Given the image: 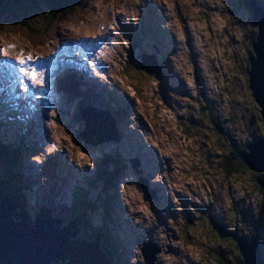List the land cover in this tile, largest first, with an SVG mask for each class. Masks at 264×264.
Returning a JSON list of instances; mask_svg holds the SVG:
<instances>
[{
  "label": "rangeland",
  "instance_id": "obj_1",
  "mask_svg": "<svg viewBox=\"0 0 264 264\" xmlns=\"http://www.w3.org/2000/svg\"><path fill=\"white\" fill-rule=\"evenodd\" d=\"M238 1L91 0L81 15L64 14L50 31L43 30V16L0 27V50L7 49L6 57L0 51V126L10 119L11 126L5 125L8 142L20 145L23 139L29 150L21 153L22 163L36 164L42 194L106 226L122 247L126 264H218V252L229 263L237 262L238 244H250L255 236L264 251V194L258 182L263 173L247 170L237 156L239 145L255 131L251 117L256 108L261 111L247 77L259 28L252 10ZM41 4L42 0L25 2L20 10L27 13ZM148 8L153 19L146 15ZM150 19L158 22V35L163 37V47L158 48L163 81L140 68L141 48L129 61L133 42L126 31L146 29ZM154 29L150 28L155 37ZM56 34L55 42L42 47ZM144 48L155 53L153 45ZM26 70L42 74L37 83L24 75ZM72 73L90 89L85 92V109L96 107V91L114 98L120 104L116 110L127 117L120 123L64 95L58 84ZM3 85L11 88L8 96L14 102L7 101ZM204 103L215 108L213 123L200 122L198 131L192 124L200 120ZM90 118L102 134H95ZM183 124L192 130L187 135ZM117 128L120 141L105 138ZM206 129L213 132H203ZM82 132L90 143L82 140ZM139 133L153 150L146 160H139V176L149 184L130 168L124 175L120 171L117 179L114 175L116 165L127 167L134 143L140 141L139 151L147 150L142 137L136 139ZM233 138L238 146L226 142ZM52 155L58 156L60 169L49 186H41L40 169ZM226 157L232 166L239 164L230 178L220 172ZM105 160L108 171L102 165ZM149 191L150 200L145 198ZM213 220L232 233L213 229ZM145 243L151 245L146 261Z\"/></svg>",
  "mask_w": 264,
  "mask_h": 264
},
{
  "label": "water",
  "instance_id": "obj_2",
  "mask_svg": "<svg viewBox=\"0 0 264 264\" xmlns=\"http://www.w3.org/2000/svg\"><path fill=\"white\" fill-rule=\"evenodd\" d=\"M247 7L254 11L255 23L259 28L258 42L253 45L256 58H250L251 72L249 73V83L254 99L261 108L264 121V9L253 5V3H249ZM141 58L143 61V69L150 74L155 73L157 77L160 78L162 70L158 55L142 53ZM83 136L88 140V134L83 133ZM116 137L117 134L115 133L113 138L115 139ZM248 150L249 154L246 153L243 155L247 167L253 172L264 173V139L252 143ZM3 167L4 166H0V171L3 170ZM18 169H16V172L19 177L20 175H24L25 170V175L28 174L30 178H32V181L29 180L32 188L28 186L27 182H24V186L26 191L25 196L28 200L26 204L33 212V215L31 216L30 212L25 210L21 211L19 207L14 209V206H12L16 214L14 219L32 220L31 223L33 224H20L18 221H13L10 214V207L0 203V264H54L56 262L55 260L64 258V256L71 257V264L110 263L111 257L110 260H108L107 257L105 258L101 255L103 251L99 250V241L91 243L89 241L83 242L82 240V243L76 246L72 239L77 233V228L78 231H80L77 234V238L79 237L80 239L81 230L85 228L83 225L86 221H88V226L91 231L95 228L102 229V233L109 236V238L107 236L108 242L102 239L103 243H107L109 247H113L114 243L115 245H119L114 234L106 226L84 212L43 195L39 185L36 164L33 162H25L23 165H19ZM20 181L21 187H18L17 191L20 193L21 198H23V183L22 180ZM140 181L145 182L146 180L141 178ZM258 182L264 190V180L261 181L260 179ZM147 193L148 192H146L145 196L149 198L150 195H147ZM3 198L5 199L3 195L0 196L1 202H4L2 200ZM6 199L10 200V198ZM13 202L17 207L19 203L15 201L14 198ZM50 203H54L53 208L57 211L56 213L64 216L54 213L55 210L47 206ZM22 205H24V203H22ZM60 207L61 210L59 212L58 209ZM49 213H51V216H49ZM22 214H26L28 217L24 216V218H22ZM47 218L56 221L59 230L73 226L69 231H63L62 234H58L56 230L52 228V222L45 220ZM257 238L258 237L255 236L250 244H246L245 242L239 243V251L241 250L244 264H264V260L260 259L261 251L258 248L259 243H257ZM97 240H99V238ZM102 240L100 242H102ZM104 247L106 248V246ZM145 247L147 248L149 245ZM145 250L144 248L143 251L145 252ZM112 257L114 258V256ZM120 258L125 264V259H123L122 256Z\"/></svg>",
  "mask_w": 264,
  "mask_h": 264
},
{
  "label": "trees",
  "instance_id": "obj_3",
  "mask_svg": "<svg viewBox=\"0 0 264 264\" xmlns=\"http://www.w3.org/2000/svg\"><path fill=\"white\" fill-rule=\"evenodd\" d=\"M247 1L248 0H241V1H238V2L240 3V5L242 7H246L247 6V4H246ZM257 1L259 2V0H257ZM25 2H29V5H31L33 3V0H0V25L4 24L3 26H0V27H4V26L9 25V24L12 25V24L20 22V21H25V20L27 21V20H30L31 18L36 17V16H38V17L39 16H43V17H46V21L45 22H46V25H47L45 27V29H43V30L50 31V29L53 27V23L55 21L60 22L61 20L64 19V14H67L68 16H79V15H81L82 11H86L88 5L91 3V0H42V4L41 5H38L37 7L31 6L34 9L32 11L27 10V13L26 12H21V10H20L21 6ZM262 5L264 6V4H262ZM4 9H11V12L6 11ZM4 13H8V14L12 13L14 18L10 17V16H7ZM252 17H253V20L255 22L254 11L253 10H252ZM134 35H135V33H134ZM134 35L133 34L130 35L131 38H133V43L131 44L132 50L130 51V54H129L130 61L134 57L136 50L141 48V51H145L144 46H149L148 44H140V42L137 40L138 37L136 39V37H134ZM258 36H259V31H258V34L253 37V39L255 40L256 43L258 42L257 41L258 40ZM250 55H251V58H254L255 52H254V47L253 46L251 48ZM249 65H250V68H251V63L250 62H249ZM247 77L250 78L249 72L247 74ZM72 79H73V81H70L68 83V87L69 88L72 87L71 91L76 92V91L79 90V88H78L79 85H78V82H77L76 79H74L73 77H72ZM204 105H205L204 108L202 107V105L200 107V109H201L200 110V120H198V122H195L194 124H192V125H196V129L198 131L202 130V127H200V124L203 123L204 121H207V123H208L209 120H210V124L213 123L212 122V118L210 117V115L214 112L215 108L210 106L208 103H204ZM123 114H124V111L121 112L120 115H123ZM120 115H116V116H120ZM256 115L258 116V118H260V126H261V129L263 130L262 133L260 134V137L262 139H264V121H263L262 115H259L258 113H256ZM228 120L231 121V118L229 116H228ZM181 126L182 127H187L186 129H184V132H185L186 135L189 134L192 131L191 128L189 126H187L186 124H183ZM207 131L213 132L212 129H207ZM203 132H205V130H203ZM83 133L84 132L81 133V138L85 142L86 138L84 136H82ZM226 142L230 143V139H228ZM248 144L249 143H246V145L244 147V152L245 153L249 152V150L247 148ZM222 148L223 147L221 146V149ZM224 152L225 151H223V153ZM20 157H21V153H19L17 151H12L10 149H8V151H6V149L3 146H0V165H4L3 170L0 171V196L3 195L5 197V199L6 198H10V201H12V202H13V198H14L15 201H17L19 203L18 206L21 208V206H22V198H21L20 193H18V191H17L18 187H21L20 186L21 185V181H20L21 180V175L19 177L18 173L16 172V169H18L19 165H20V162H19ZM239 162L241 163V165L244 168H246L248 170V168L244 165L245 163H243L242 160L239 161ZM112 164H114V159H113V163ZM102 165L104 166V169L106 171H108V168H110V164H109V162L107 160H105ZM236 165L239 166L238 163L237 164L234 163L233 166H232V164L228 163L227 157H226L225 160H223L221 162V164H220V166H221L220 167V172H222L223 175H225L226 177L230 178L231 176L234 175L233 172H235V168L234 167H236ZM116 166H118V167L115 170V174L114 175L117 178L118 174L120 173V171L118 170L119 165H116ZM46 176L50 179L51 176H53V172H52L51 175L46 172L45 177ZM46 178H44L43 181H45ZM92 185L95 186L96 184L92 183ZM30 187L32 188V185ZM263 194H264V190H263ZM78 196L81 197V199L83 198L81 192L78 193ZM5 199L3 198L2 200L7 202ZM13 204H15V203L13 202ZM45 204H47V203H45ZM53 204L50 203L47 206L53 208ZM58 210L60 212L61 207ZM56 212L57 211L55 210L54 213H56ZM198 212H200V211H198ZM56 214H58L60 216H64V215L59 214V213H56ZM49 216H51V213H49ZM256 219L259 222L260 221V216L257 215ZM208 223L210 225L209 221H208ZM211 225H212V228L215 229L216 231L219 228V230L224 231L225 234L226 233H228V234L232 233L227 228V226L225 227L221 223H217L216 224L215 221H211ZM83 226L85 228L83 229L84 231L81 232L80 239H79V237L76 238L78 240V242H80L82 240L83 241H89L91 243L99 241V250L103 251L102 254L104 255V257L105 258L107 257L108 260H110V257H111V260H110L109 264H124L123 261L120 258L121 256L123 257V259L125 258V255H124V252H123L121 246H119L118 244L115 245V243H114L113 247H109L107 245V243H105V242L103 243V240L104 241L107 240V242H108L109 236L107 234L102 233V229L95 228L93 231H91V229L88 226V221H86V223ZM77 234H78V232H77ZM219 234L221 235L222 233L219 232ZM107 236H108V238H107ZM182 237H183V234H182ZM98 238H99V240H97ZM101 240H102V242H100ZM235 241L238 242V239H235ZM104 246H106V248ZM238 246L240 248V244H238ZM260 251H262L260 259L264 260V251H263V249H261ZM239 252H240L239 253L240 257L238 258L237 262L236 261L235 262L232 261V262L229 263L230 260H227L226 257L221 254V252L216 253L215 259L217 260L218 264H226V263H228V264H244V260H243L242 255H241V250ZM112 256H114V258ZM113 260H114L115 263L113 262ZM107 264H108V262H107ZM125 264H126V262H125Z\"/></svg>",
  "mask_w": 264,
  "mask_h": 264
},
{
  "label": "bare ground",
  "instance_id": "obj_4",
  "mask_svg": "<svg viewBox=\"0 0 264 264\" xmlns=\"http://www.w3.org/2000/svg\"><path fill=\"white\" fill-rule=\"evenodd\" d=\"M153 24V23H152ZM1 69H4V67H1L0 68V70ZM2 88L5 90V92L6 93H8L9 94V92L8 91H10V94H11V88H9L8 86H6V85H3L2 86ZM10 89V90H9ZM108 93V92H107ZM81 96H82V94H81ZM116 97H119V95H115ZM83 97V96H82ZM20 98V97H19ZM96 98V97H95ZM120 98V97H119ZM83 99L85 100V101H87L84 97H83ZM110 100H111V106H112V108L113 107H115V105H114V103L113 102H115L114 101V98H109ZM20 100V99H19ZM24 100V99H23ZM118 105H120V104H118ZM96 107L97 108H99L100 110H103V113L105 112V110H107V106H105L104 107V109H101L100 107H98V105H96ZM20 108V107H19ZM21 110H23V108L21 107ZM106 114H109V115H111V117L113 118V119H116V120H120V123L122 122V120L120 119L121 117L120 116H116V115H118L115 111H113V110H111V109H109V111L107 110L106 111ZM102 119H104V114H102ZM124 116V115H123ZM18 119H19V117H18ZM88 121H89V125H90V127L93 129V131L95 132V134H102V131L100 130V128H98V124H97V122H96V126H94L91 122H92V120H91V118L90 119H88ZM112 121V120H111ZM119 123V121H118V125L120 124ZM116 132H118V128H117V130H116ZM114 130H113V132L111 133L112 135L113 134H115L116 133ZM122 137L123 138H125V140H123V141H126V136L125 135H122ZM141 138V136L140 137H136V139H140ZM122 141V142H123ZM142 141V140H141ZM140 141H138V143H139ZM26 144V143H25ZM0 146H3L4 147V145L3 144H1L0 143ZM129 146H130V144H129ZM5 149H6V151H8V148H6V147H4ZM38 150H40L39 148H38ZM114 165V164H113ZM157 193H158V190H157Z\"/></svg>",
  "mask_w": 264,
  "mask_h": 264
},
{
  "label": "flooded vegetation",
  "instance_id": "obj_5",
  "mask_svg": "<svg viewBox=\"0 0 264 264\" xmlns=\"http://www.w3.org/2000/svg\"><path fill=\"white\" fill-rule=\"evenodd\" d=\"M256 112H257L259 115H261V111H260V109L258 110V109L256 108ZM251 118H252V119H251V127H254V128H255V131H254L253 133H250L249 138L247 139L246 142H243L241 145H239V146H240V149H241L242 151H244V147H245L246 143H249L250 141H252L253 138H255V137H257V136L260 137V134H261L262 131H263V130L261 129V126H260V118H258L257 115H256V116L254 115V116H252ZM249 124H250V122H249ZM233 141H234L235 144L238 146L237 141L234 140V138H233ZM236 145H235V146H236ZM236 149H237V148H236ZM237 156L240 157L238 151H237ZM239 161H241V158H240ZM239 161H238V163L241 164ZM262 176L264 177V175H262Z\"/></svg>",
  "mask_w": 264,
  "mask_h": 264
},
{
  "label": "snow or ice",
  "instance_id": "obj_6",
  "mask_svg": "<svg viewBox=\"0 0 264 264\" xmlns=\"http://www.w3.org/2000/svg\"><path fill=\"white\" fill-rule=\"evenodd\" d=\"M3 51L4 56H7V49L0 50ZM20 64L24 63L23 58H20L18 61ZM24 75L28 77L29 80H31L34 84L38 82L39 77L42 75L40 73H36L35 70H26L24 71Z\"/></svg>",
  "mask_w": 264,
  "mask_h": 264
}]
</instances>
